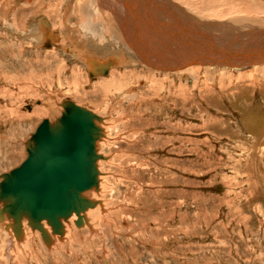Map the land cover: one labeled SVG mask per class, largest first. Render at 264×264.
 I'll return each instance as SVG.
<instances>
[{
    "label": "rangeland",
    "instance_id": "374dc122",
    "mask_svg": "<svg viewBox=\"0 0 264 264\" xmlns=\"http://www.w3.org/2000/svg\"><path fill=\"white\" fill-rule=\"evenodd\" d=\"M165 1L160 15L176 23L184 11L211 36L214 24L237 38L264 28V0ZM97 6L0 0V175L21 165L31 133L68 100L102 118L107 157L88 222L48 246L27 223L18 240L4 219L0 264H264V64L168 71L143 61ZM41 20L60 37L54 47L40 45ZM72 44L126 63L91 76Z\"/></svg>",
    "mask_w": 264,
    "mask_h": 264
},
{
    "label": "water",
    "instance_id": "95a60500",
    "mask_svg": "<svg viewBox=\"0 0 264 264\" xmlns=\"http://www.w3.org/2000/svg\"><path fill=\"white\" fill-rule=\"evenodd\" d=\"M246 50L239 54L264 55L260 48L255 52L253 48ZM225 56L229 57V53L225 52ZM63 108L55 121L46 118L31 133L26 142L28 156L21 165L0 175V218L6 214L13 220L10 226L17 237L22 236V221L26 218L48 243L51 237L44 220L54 234L62 237L63 220L68 221L76 213V225L81 227L85 212L97 204L85 192L99 189L98 161L107 159L97 149L98 140L104 136L103 128L97 124L102 118L71 100L64 102Z\"/></svg>",
    "mask_w": 264,
    "mask_h": 264
},
{
    "label": "bare ground",
    "instance_id": "6f19581e",
    "mask_svg": "<svg viewBox=\"0 0 264 264\" xmlns=\"http://www.w3.org/2000/svg\"><path fill=\"white\" fill-rule=\"evenodd\" d=\"M97 1H98L97 7L101 9L100 18H102L101 16L107 18V15L110 14L113 15V17L118 21V24L120 25V28L123 31L131 50L143 54L142 55L143 57L141 58L143 61H146L147 63H153V65H156L158 67L160 66L162 68L169 69L168 71L182 72V70H184L187 66L196 67V65L199 68L200 66L211 65V67L237 69L241 66L258 67L260 64L261 65L264 64V55L263 56H261L260 54L254 56H252L251 54L245 55L247 52H245L243 56L240 55L241 52H244L246 49H250V48H253V50L254 49L257 50L260 48V50H262V52L264 53V28L258 29L259 32L255 30H251V32H248L247 37H244L245 34L244 31H242L241 35L239 36L240 38H237L236 33L234 32L233 29L231 28L225 29L223 27V24H214L213 27L215 28H211L210 32L213 33L216 29V32L218 33L217 35L212 34V36L214 37L212 38L210 33H207V31L205 32L198 29L200 25L198 23L195 24L194 20L189 19V16L184 11H180L179 12L180 14H177L179 16L176 19L178 20L176 23L173 22L174 18L170 15L171 13L169 15L168 13H162L160 15L161 11H163L164 9H159V6L167 5L168 2H166L165 0H154V1L153 0H97ZM106 8L108 9V11H105ZM177 9L179 8L177 7ZM68 12L65 11L64 17L68 15ZM194 24L195 26H193ZM37 31H38L37 34L39 36L38 40L40 41V45L42 47H46V48L54 47L57 44V42H60V37L53 32L51 25L47 20L40 21L39 30ZM194 33L201 35V37L202 38L204 37V39L210 38V41L217 37V40H220L222 47H218L216 45L209 47L206 46L203 41L197 43L196 42L197 39L193 37ZM237 40H242L241 41L243 42L242 45L239 42H237ZM254 43H257L256 46H254ZM234 45L243 48L244 51H241V49H239L236 52H234L232 50V47ZM70 48L72 50L71 53L73 54V56H75L77 59L81 60L84 63V65L88 68L91 76H94L96 73L99 74L106 72L107 74L108 68L110 67L112 68L113 64L126 63L125 61L118 63V60H116L115 57L100 61L99 57L93 55L91 51H89L86 48V46H83L82 44H77V45L72 44ZM195 52L198 53L199 57L197 56L194 57V55L197 54ZM205 52L206 54H203ZM225 52L229 53V57L225 56ZM214 53L216 54V58L215 56L213 57ZM200 54L201 55L203 54L202 56L204 57H202ZM187 56H190L191 60L190 59L183 60V58H186ZM200 57L202 59H199ZM225 58L228 59L224 61ZM111 82L103 81L96 85L98 87H101L102 89L104 88L107 89L108 87L113 86L114 83ZM61 105L63 107V103ZM99 123L101 122L97 120V124L100 126ZM30 137L26 140V142L30 139ZM26 142H25V146H26ZM100 143L101 141L99 139L97 142L98 152H99L98 146ZM99 189H102L100 185H99ZM93 191H96V189H92L85 192V195L87 197H90V194ZM0 207H2V204H0ZM92 209L93 208H89L85 212L86 219H84V224H86L88 222V219H90L89 213L90 211H92ZM78 218L79 217L77 216V214L73 213V215L69 218L68 221L63 220L65 232L67 231V228L72 225V223L76 224L75 221ZM4 219H7L11 223L13 221L6 214L4 215ZM4 219L0 218V222L3 221ZM44 221L43 223L45 225V228L48 230L50 234L51 240L48 241V243H45L44 240L43 241L46 245L49 246L54 242V240H58L61 237L60 234L53 233V229L48 224L47 220ZM22 223H23V233L22 236L19 237L15 235L12 226H10L11 224H9L8 226L9 228L12 229L15 237L18 240L19 239L22 240L27 234L28 227L26 223L29 226L28 220L26 218L23 219ZM30 228L33 229L32 227ZM33 230H37V229H33ZM39 232L41 233V231ZM23 234L25 235L24 237ZM41 237H42V233H41ZM9 256L11 255L9 254Z\"/></svg>",
    "mask_w": 264,
    "mask_h": 264
}]
</instances>
